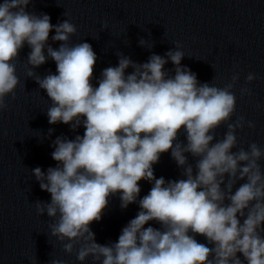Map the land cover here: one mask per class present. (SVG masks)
Listing matches in <instances>:
<instances>
[{
  "label": "clouds",
  "instance_id": "clouds-1",
  "mask_svg": "<svg viewBox=\"0 0 264 264\" xmlns=\"http://www.w3.org/2000/svg\"><path fill=\"white\" fill-rule=\"evenodd\" d=\"M31 2H0V113L8 107L6 97L15 99L21 81L13 61L27 43V76H35L51 100L49 124L84 128L82 136L52 142L56 167L46 173L32 169L41 190L51 194L50 202H35L36 213L53 221L50 235L61 242L62 251H75L80 262L91 257L93 264H243L238 253L247 264H264V149L255 142L247 150L238 146L237 129L245 124L255 128L254 122L243 116L229 122L240 74L223 87L200 83L181 65L186 54L175 42L165 56L154 53L144 63L116 53L118 65L103 69L94 87L97 55L92 45H70L76 25L69 19L53 25L49 15L29 13ZM53 29L52 40L61 42L58 49L47 45ZM146 44L140 39L141 47ZM49 58L57 74L37 76L33 69ZM169 61L174 75L165 70ZM129 68L133 71L127 73ZM256 78L248 73L245 83ZM240 94L251 96L252 91L242 87ZM225 124L223 138L216 139V130ZM53 131L48 130L49 136ZM181 132L186 142L179 141ZM169 151L182 178L166 181L155 176L153 165ZM186 154L195 158L194 165ZM141 180L152 187L138 200ZM238 181L245 182L233 192ZM117 193L122 209L138 203L140 210L116 242L102 245L90 224L101 220L109 197ZM150 221L160 228L145 227ZM189 233L205 237L207 244ZM29 260L36 264V256ZM51 264L65 261L52 259Z\"/></svg>",
  "mask_w": 264,
  "mask_h": 264
}]
</instances>
